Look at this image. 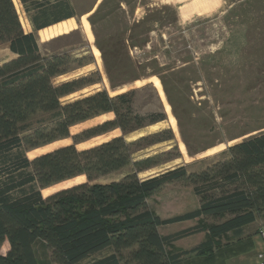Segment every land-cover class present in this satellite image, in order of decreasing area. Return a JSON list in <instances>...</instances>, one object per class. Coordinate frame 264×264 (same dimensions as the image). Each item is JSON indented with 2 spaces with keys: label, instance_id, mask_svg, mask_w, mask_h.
I'll list each match as a JSON object with an SVG mask.
<instances>
[{
  "label": "trees",
  "instance_id": "16d2710c",
  "mask_svg": "<svg viewBox=\"0 0 264 264\" xmlns=\"http://www.w3.org/2000/svg\"><path fill=\"white\" fill-rule=\"evenodd\" d=\"M20 2L32 31H25L13 0H0V44L7 42L16 54L0 65V264H77L107 248L112 250L109 254L87 264H181L192 254L212 258L222 238L240 237L246 226L264 219V131L228 146L200 171L180 165L140 177L180 157L177 145L138 154L173 140L171 128L127 139L128 134L164 120L163 106L146 114L135 108L136 95L146 86L114 95L107 89L94 90L63 101L101 78L99 71H93L55 83L72 66L82 67L93 58L41 51L38 31L75 17L72 0ZM110 45V52L100 49L111 85L117 88L121 84L113 81L112 65L127 62L122 53L128 45L125 38H115ZM38 112L46 116L26 123ZM105 113L113 117L71 134L74 125ZM115 129L122 134L77 147ZM69 137L70 144L32 159L27 155ZM186 144L191 155L198 152ZM127 166L131 168L121 178L95 182ZM80 175L86 180L43 196L42 189ZM172 183L191 185L200 203L161 218L149 208L148 199ZM207 216L218 220L208 222ZM193 219L197 224L186 229L159 231L162 225ZM201 231L206 236L198 245L175 246L176 240ZM5 242L8 249L2 253ZM37 245L49 260L40 259Z\"/></svg>",
  "mask_w": 264,
  "mask_h": 264
},
{
  "label": "rangeland",
  "instance_id": "374dc122",
  "mask_svg": "<svg viewBox=\"0 0 264 264\" xmlns=\"http://www.w3.org/2000/svg\"><path fill=\"white\" fill-rule=\"evenodd\" d=\"M13 1L21 5L20 0ZM72 4L75 17L39 32L41 51L45 55L69 52L93 58L82 67L72 66L71 71L56 77L55 83L93 71H99L101 78L62 100L94 90L107 89L114 95L146 86L137 93L135 108L146 114L162 105L166 118L128 134L127 139L166 128L174 132L173 140L138 154L177 145L180 157L161 168L141 173L140 177L180 165L200 171L219 158L228 146L264 131V0H72ZM20 11L23 9H19V16ZM84 19L90 23L93 39L84 29ZM23 27L28 30L26 25ZM115 38H125L128 45L122 53L127 62L112 65L113 81L121 84L117 88L111 85L100 49L110 52V43ZM95 49L100 51L99 55ZM156 79L161 88L155 84ZM44 116V112H38L26 123L35 124ZM112 117L113 113H105L76 124L71 127V134ZM120 134L115 129L78 143L77 147L87 148ZM72 141L71 137L59 139L32 149L27 155L32 159ZM186 143L198 152L191 155ZM130 168L127 166L95 182L117 180ZM85 180L80 175L46 187L42 194L46 197ZM199 203L200 197L193 187L183 183L168 184L148 199L149 208L161 218L195 209ZM204 219L218 220L210 216ZM197 221L162 225L159 231L174 233L196 225ZM263 231L264 219L259 217L244 228L240 237L222 238V245L216 248L212 258L192 254L181 264H264ZM205 236V232H197L176 240L175 246L190 249ZM7 249L5 242L1 252ZM37 251L40 259L49 260L39 245ZM111 251L104 249L77 264H87Z\"/></svg>",
  "mask_w": 264,
  "mask_h": 264
},
{
  "label": "crops",
  "instance_id": "0c3cea01",
  "mask_svg": "<svg viewBox=\"0 0 264 264\" xmlns=\"http://www.w3.org/2000/svg\"><path fill=\"white\" fill-rule=\"evenodd\" d=\"M16 4V3H15ZM16 6V8H17V11L19 12V9L20 8H22L23 9V12L22 11H20V20H21V22H22V25L24 24V25H26L27 26V28H28V30H25L26 32H29V31H32L33 29H32V26H31V23H30V21H29V19H28V17H27V15H25L26 13H25V11H24V8H23V6H22V4L21 5H15ZM60 22V21H59ZM58 23V22H57ZM54 24H56V23H54ZM54 24H52V25H54ZM51 25H49V26H47V27H45V28H42V29H40L39 31H38V34H39V32H41L42 30H44V29H47L48 27H50ZM16 56V54L15 53H13L11 50H10V48H9V44L8 43H2V44H0V65L2 64V63H4L5 61H7V60H9V59H11V58H13V57H15Z\"/></svg>",
  "mask_w": 264,
  "mask_h": 264
},
{
  "label": "bare ground",
  "instance_id": "6f19581e",
  "mask_svg": "<svg viewBox=\"0 0 264 264\" xmlns=\"http://www.w3.org/2000/svg\"><path fill=\"white\" fill-rule=\"evenodd\" d=\"M83 26H84V29H85L87 35H88L91 39H93V34H92V31H91V26H90V23H89V21H88L87 19H84V20H83ZM95 53H96L97 55H99V54H100V51H99L98 49H95ZM155 84H156L159 88H161V83H160V81H159L158 79L155 80ZM172 121H174V119H172ZM213 149H214V148H213ZM214 150H215V149H214Z\"/></svg>",
  "mask_w": 264,
  "mask_h": 264
},
{
  "label": "built area",
  "instance_id": "2783aa9c",
  "mask_svg": "<svg viewBox=\"0 0 264 264\" xmlns=\"http://www.w3.org/2000/svg\"><path fill=\"white\" fill-rule=\"evenodd\" d=\"M263 235H264V233H263Z\"/></svg>",
  "mask_w": 264,
  "mask_h": 264
}]
</instances>
